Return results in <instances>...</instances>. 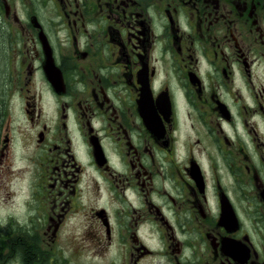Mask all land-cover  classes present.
Listing matches in <instances>:
<instances>
[{
	"label": "flooded vegetation",
	"instance_id": "1",
	"mask_svg": "<svg viewBox=\"0 0 264 264\" xmlns=\"http://www.w3.org/2000/svg\"><path fill=\"white\" fill-rule=\"evenodd\" d=\"M0 264H264V0H0Z\"/></svg>",
	"mask_w": 264,
	"mask_h": 264
},
{
	"label": "rangeland",
	"instance_id": "2",
	"mask_svg": "<svg viewBox=\"0 0 264 264\" xmlns=\"http://www.w3.org/2000/svg\"><path fill=\"white\" fill-rule=\"evenodd\" d=\"M14 145H13V151L11 152L9 158L12 159L13 165L17 168V191L15 196V202H16V208L18 212V217L20 221H22V217L24 216L25 212H27V209H36L38 207H41V199L40 197H34L32 200L28 201L26 200V197L28 195V176H27V163L24 159V156L22 154L23 149L21 148V145L19 143L18 137L14 136ZM22 151V152H21Z\"/></svg>",
	"mask_w": 264,
	"mask_h": 264
},
{
	"label": "bare ground",
	"instance_id": "3",
	"mask_svg": "<svg viewBox=\"0 0 264 264\" xmlns=\"http://www.w3.org/2000/svg\"><path fill=\"white\" fill-rule=\"evenodd\" d=\"M36 257V256H35Z\"/></svg>",
	"mask_w": 264,
	"mask_h": 264
}]
</instances>
